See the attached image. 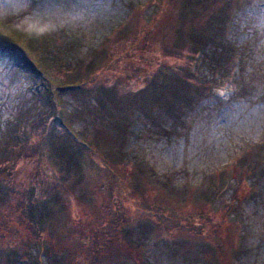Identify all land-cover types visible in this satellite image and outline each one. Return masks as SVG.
<instances>
[{
    "label": "rangeland",
    "instance_id": "obj_1",
    "mask_svg": "<svg viewBox=\"0 0 264 264\" xmlns=\"http://www.w3.org/2000/svg\"><path fill=\"white\" fill-rule=\"evenodd\" d=\"M167 4L0 0V19L26 29L56 27L73 43L74 58L85 63L111 49L112 65L96 66L95 74L127 87L144 82L161 64L165 53L158 43L141 44L131 34L137 24L145 26L144 11L166 19L176 6L179 12L178 4ZM233 11L224 16L229 20L224 38L236 47L230 65L239 82L218 91L193 88V101L171 94L166 109L126 110L121 114L126 130L116 115L97 112L81 94L62 92L69 111L77 114L69 117L74 128L81 134L91 123L84 135L98 147L96 154L113 152L115 167L108 174H101V160L97 163L92 152L80 155L71 171L61 165L54 137L47 138L57 121L44 82L20 59L0 53V182L7 185V192L0 185V264H109L103 260L112 250L128 264H264V0ZM170 61L178 66L183 58ZM210 189L218 191L212 203L203 195ZM53 192L59 202L48 203L44 221L33 220L30 198ZM81 240L99 249L92 251L99 259L87 258V247L76 254L73 247Z\"/></svg>",
    "mask_w": 264,
    "mask_h": 264
},
{
    "label": "trees",
    "instance_id": "obj_2",
    "mask_svg": "<svg viewBox=\"0 0 264 264\" xmlns=\"http://www.w3.org/2000/svg\"><path fill=\"white\" fill-rule=\"evenodd\" d=\"M248 1L251 2V0H168L169 4L166 7L170 4L173 6L174 3L179 5L178 13L176 12L178 6L174 10L167 11L169 19H166L167 17L163 15L156 16L157 14L155 15L152 10L144 11L147 13L144 19L145 22H143L145 26L141 27L137 24L131 35L139 37L141 44L145 40L150 42L149 39H153L155 43H158V49H162L165 54L160 56L161 64L151 70L149 75L146 76V80H143L144 82H138L135 85V81H133L132 86L123 87L117 79L109 81L107 78L102 80L97 78L95 72H99V70L95 69L96 66L102 68V65L103 67L112 65L115 53L111 49L110 51L101 50L95 60L86 63L82 57L75 59L73 43L68 39H64L62 33L54 26L26 29L16 23L13 25L10 19L9 21L0 19V53L5 54V52H8L11 57L20 59L32 73L37 74L44 82L47 89V99L50 102L49 111L57 121V123H54L57 127L53 124L52 129L48 128L47 138L52 142L54 137L56 141L54 151L61 161V165L70 167L71 171L72 164H74V168L79 166L81 162L80 155L92 152L93 155H97L95 158L97 163H99V158L101 160V163H99L100 167L103 168L99 169L101 174L104 170L108 174L114 171L111 167H115L111 157L113 152L107 150L106 153L96 154L98 147L86 138L89 134L84 135V131L89 132L91 130V123L88 122L89 120L87 121L86 126L81 129V134L80 131L74 128L71 122L73 119L70 120L69 117L77 114L69 111L62 92L74 91L81 94L83 101L88 106L91 105L97 112L108 114L113 118L116 115L115 122L119 127L126 130L129 126L125 120L122 121L121 116L126 110L133 111L138 105L143 106L144 109L150 108L151 111L155 107L166 109L172 105L165 99L171 94L177 97L185 95L187 101H193L195 99H193L192 94L189 95L193 88L218 91L231 83L239 82L241 80L240 76L235 74L234 77L233 67L230 65V60L236 53V47L225 41L224 33L229 20L225 21L224 16L234 12L235 9H242ZM199 3L201 4V10L196 13L194 8L199 6ZM156 12L158 13L159 10ZM215 22H223V24L222 26H215ZM138 30H140L139 35H137ZM63 31L66 34V31ZM161 39L162 41L159 42ZM128 46L131 50H134L133 45ZM186 48L188 49L185 50ZM177 56L183 58V62L178 66L170 61V58ZM202 66H205L206 70H201ZM230 68H232L231 73ZM92 100L94 104L90 102ZM84 111L79 110L78 115L82 114L84 116ZM179 113L180 109L174 110L175 116H179ZM88 117L90 116H87L86 119ZM134 124L137 125L136 122ZM255 163L254 160L250 165L251 168ZM247 169L250 170V168ZM44 172L47 173V170ZM254 175L257 176V174ZM0 185L1 189L7 192V185L3 184L2 186L1 182ZM0 193L3 194V191L0 190ZM217 193L214 189H210L203 195L208 202L212 203ZM42 198L43 196L32 197L30 198L32 200L29 203L30 205L28 204L31 218L41 220V222L44 221L41 217H45L48 203L50 206V203L54 201L59 202L60 195L53 192L47 198ZM34 213L40 217L35 218ZM125 215L127 214L123 213L121 218ZM48 216L49 214H47V219ZM69 217H72V215L70 214ZM179 219L188 222L184 215H179ZM182 224L180 222L179 226L181 227ZM69 234V231H67L66 236H69ZM87 238H89L88 235ZM91 245L93 248H90ZM91 245L88 241L81 240L73 248L76 254L79 255V251L84 252L87 247L89 248L86 250L88 252L87 258H90V260L99 259L94 255L99 253V249L93 244ZM122 246L124 245H121L123 251ZM129 247L131 249V246ZM93 249L95 253H92ZM67 251L69 252V260L72 262L74 254L68 247ZM112 251L108 256L109 260L104 259L103 261L109 262V264H128L126 259L118 258V253ZM104 253L103 255H105ZM81 264H92V261H85Z\"/></svg>",
    "mask_w": 264,
    "mask_h": 264
}]
</instances>
